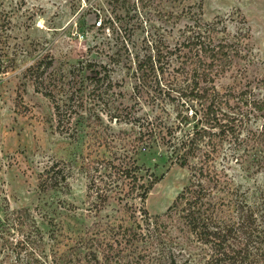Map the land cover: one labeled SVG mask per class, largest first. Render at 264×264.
I'll use <instances>...</instances> for the list:
<instances>
[{
  "label": "rangeland",
  "instance_id": "obj_1",
  "mask_svg": "<svg viewBox=\"0 0 264 264\" xmlns=\"http://www.w3.org/2000/svg\"><path fill=\"white\" fill-rule=\"evenodd\" d=\"M132 1L0 0V206L32 210L45 232L51 228L66 235L87 226L86 187L89 181L99 184L121 158H134L144 178L159 177L143 202L132 201L150 216L162 214L187 184V166L170 164L160 146L127 145L132 125L110 117L115 110L161 114L163 107L171 114L166 101L156 106L149 100L148 87H136L133 54L146 33L172 42L175 30L192 19H218L227 34L243 36L239 55L215 78L214 87L238 89L264 75V0H148L143 10ZM40 60L47 63L43 76L54 81L36 88L28 68ZM86 62L101 73L105 68L106 92L103 83L99 93H88V80H82ZM70 82L76 88L73 107L61 106L56 115L43 91L51 90L61 105L60 94ZM227 168L222 181L231 196L264 201V168L255 174L234 163ZM109 214L126 219L128 211L110 199L99 216Z\"/></svg>",
  "mask_w": 264,
  "mask_h": 264
},
{
  "label": "trees",
  "instance_id": "obj_2",
  "mask_svg": "<svg viewBox=\"0 0 264 264\" xmlns=\"http://www.w3.org/2000/svg\"><path fill=\"white\" fill-rule=\"evenodd\" d=\"M147 2L132 5L143 10ZM241 36L227 34L218 19L194 18L175 30L172 42L146 33L133 54L136 87H148L149 100L156 106L166 101L171 114L163 107L161 114L115 110L110 117L132 125L127 145L160 146L170 164L190 170L187 184L162 214L150 216L132 202H143L159 177L144 178L134 158H121L99 184L89 181L84 216L91 221L66 235L43 231L28 208L0 206V264H264L263 199H237L222 181L230 163L249 174L264 168V75L238 89L214 87L215 78L239 55ZM42 63L28 68L36 88L54 81L43 76L47 63ZM83 67L88 93H99L103 83L106 92L105 68L101 73L91 62ZM71 84L60 94L61 105L44 88L56 115L61 106L73 107ZM43 183H38L41 189ZM110 199L128 211L126 219L99 216Z\"/></svg>",
  "mask_w": 264,
  "mask_h": 264
}]
</instances>
